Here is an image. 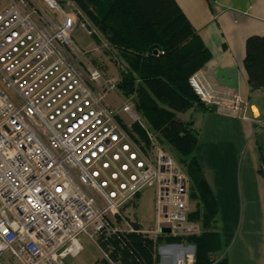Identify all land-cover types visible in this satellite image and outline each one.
Masks as SVG:
<instances>
[{"label": "built area", "instance_id": "2783aa9c", "mask_svg": "<svg viewBox=\"0 0 264 264\" xmlns=\"http://www.w3.org/2000/svg\"><path fill=\"white\" fill-rule=\"evenodd\" d=\"M1 1L0 264H64L81 252L80 235L118 264L103 244L131 234L152 241L156 264H194L193 245L166 242L200 233L191 182L133 100L109 103L112 88L78 66L75 17L55 0H41L53 17L27 9L32 0ZM188 84L207 109L246 119L239 96L200 71ZM144 191L152 219L141 228L128 209Z\"/></svg>", "mask_w": 264, "mask_h": 264}, {"label": "trees", "instance_id": "16d2710c", "mask_svg": "<svg viewBox=\"0 0 264 264\" xmlns=\"http://www.w3.org/2000/svg\"><path fill=\"white\" fill-rule=\"evenodd\" d=\"M75 1L83 9L90 4L86 9L89 19L126 64L117 88L124 96L136 95V109L158 135V142L174 150L191 182L190 199L196 202V208L189 219L200 223L201 232L166 242L193 245L194 264H227L225 258L215 263L211 260L216 245L212 226L217 205L193 157L196 133L191 122L176 118L191 109L213 110L201 104L188 84L189 77L210 60V52L174 0ZM149 49L158 50L148 54ZM244 66L250 91L264 88V36L246 39ZM256 144L263 166L264 137L257 135ZM106 245L118 264L157 263L152 256V241L141 235H127L123 242L110 238Z\"/></svg>", "mask_w": 264, "mask_h": 264}, {"label": "crops", "instance_id": "0c3cea01", "mask_svg": "<svg viewBox=\"0 0 264 264\" xmlns=\"http://www.w3.org/2000/svg\"><path fill=\"white\" fill-rule=\"evenodd\" d=\"M174 1L210 52L200 73L247 105L246 119L215 110L183 113L197 137L193 157L217 205L212 255L227 264H264V165L256 144L257 135L264 137L256 125H264V88L250 91L244 66L246 39L264 36V0Z\"/></svg>", "mask_w": 264, "mask_h": 264}, {"label": "rangeland", "instance_id": "374dc122", "mask_svg": "<svg viewBox=\"0 0 264 264\" xmlns=\"http://www.w3.org/2000/svg\"><path fill=\"white\" fill-rule=\"evenodd\" d=\"M65 12L73 15L75 17L76 26L71 34V39L74 46L79 51L80 59L76 60L78 66L86 70L92 69L97 71L100 75L102 82L109 85L112 90L108 93V102L119 106L125 100L132 99L134 103L135 110L140 116L144 127L150 129L145 119L141 113L136 109L137 98L135 94L124 96L122 92L117 88L120 81L121 73L125 72L127 67L122 58L119 56L117 50L112 48L103 35L98 31V29L93 25L89 16L87 15L86 9H90V4H86L85 9H83L79 2L75 0H55ZM59 1H62L61 4ZM3 6V2L0 0V8ZM27 9L30 11L41 10L48 13L49 16H56L50 11H47V7L41 0H32V3L27 5ZM176 118L181 122L187 121V114H177ZM165 151L174 159L176 164L180 168L181 165L177 160V155L174 150L166 143H164ZM190 204V203H189ZM196 204V203H195ZM130 213L129 216L141 225L140 227H147L151 224L152 219V202L151 193L149 191H144L135 206L128 209ZM199 227V226H198ZM200 229V228H199ZM79 245L81 246V252L77 257H67L64 260V264H101L102 258L99 251L95 248L93 244L83 235L78 237ZM3 264H11L6 262H1Z\"/></svg>", "mask_w": 264, "mask_h": 264}, {"label": "water", "instance_id": "95a60500", "mask_svg": "<svg viewBox=\"0 0 264 264\" xmlns=\"http://www.w3.org/2000/svg\"><path fill=\"white\" fill-rule=\"evenodd\" d=\"M157 50L158 49H154V50L153 49H149L148 50V54H151V53L156 54Z\"/></svg>", "mask_w": 264, "mask_h": 264}]
</instances>
